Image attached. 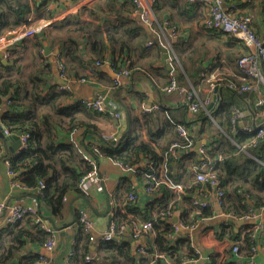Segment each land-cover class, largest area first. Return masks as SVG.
<instances>
[{"label": "trees", "instance_id": "16d2710c", "mask_svg": "<svg viewBox=\"0 0 264 264\" xmlns=\"http://www.w3.org/2000/svg\"><path fill=\"white\" fill-rule=\"evenodd\" d=\"M225 2L228 5L237 3L241 8L246 4L245 0H225ZM203 6L205 5L202 2L189 0H156L157 14L178 26L181 34L185 29H193L194 26L201 28L200 23L203 18L201 21L199 18ZM133 9V0H97L92 7H84L82 13L69 15L50 26L51 43L65 49V53L60 51L59 59L64 61L69 77H89L90 75L83 76L87 70L94 75L101 74L98 72L99 67L97 68L96 63L106 60V52L109 49L112 54V66L116 72L122 69L118 67V64L124 63L130 74L136 71L132 54L139 48L149 53L151 52L149 47H156L157 55L161 59L162 47L156 43L149 46L148 41L151 37L145 38L140 35L141 26L134 17H131ZM30 12L31 6L27 3L16 8L11 0H0V37L20 26H30ZM107 12H109L107 17H112L111 22L109 25H107L108 22H104L101 26L96 20L100 19L101 13ZM84 14L90 19H84L82 17ZM180 22L185 24L182 29ZM181 34L176 39L178 43L184 42ZM175 49L178 52V45ZM37 55V62L29 70L19 63L22 57L14 51L7 59L8 64L4 65L0 62V69L3 70L0 72V108L2 122L8 131L29 134L28 147L21 149L8 159L10 171L18 174L19 177V180L15 182L24 187L36 188L39 203L50 208L56 216L63 215L67 203L65 197L69 198L72 192H80L79 183L82 177L93 167L85 155L93 159L97 158L99 163L103 157H109L130 163L135 168L143 159H148L145 166L137 168L138 175L142 176L143 171H151L149 162L154 161L157 166L161 165L159 163L161 155L157 152V148L163 146L160 140L167 141V144L177 140L184 141L177 135L173 121L184 123L191 130L194 142L203 137L204 133H210L208 151L211 153L223 151V159L215 165V172L222 181L227 196L226 204L224 200L223 205L225 211H234L239 216L250 214V207L253 204L246 198L248 194L255 202V209L264 206V140L255 147L251 144L254 134L233 131V127L236 126L237 129L240 127L239 122L233 121L232 108L238 107V97L242 95L239 92L240 86L247 81L225 77L224 80L217 79L213 82L227 90V100H221L218 106H214L209 111L212 118L205 109L195 114L193 123L201 125L197 133L191 128L190 123H187L185 117L187 113L184 110L176 116L169 108L164 109L160 106V111L143 114L149 141L145 140L140 133L129 129L123 134L118 144L104 140L102 144H98L91 141L90 137L102 132L97 119L108 114L88 109L80 102L73 100L68 102L67 100L71 98L69 90L50 88L48 75H51L53 63L45 61L47 58L44 56L43 49H40ZM85 55L90 56L93 60L92 64ZM177 56L179 57L177 63L185 68L184 59L180 54ZM55 64L57 65V62ZM213 67L208 70V73L214 70ZM172 78L173 76L169 78L168 84ZM184 79L185 74L181 73V80L185 81ZM230 83H235L238 88L230 87ZM117 86L118 82H114L113 88L118 90ZM198 96L201 99L208 97V95L201 97L199 93ZM79 130L82 133L79 141H62L60 138L62 132L71 135ZM231 138L235 139L239 145L245 146L246 150L258 157L260 161L240 151V147L234 144ZM95 144L101 146V155L94 152ZM170 145L163 147V151L165 150L163 154L167 153ZM1 154L0 138V157ZM197 155L191 148L186 150L183 158H189L197 164L200 161ZM178 164L185 169V164L181 161L173 162L172 173L168 171L172 180L173 178L180 180L175 172V166ZM41 181L45 184L42 193L39 191ZM226 183L234 184V188L226 190ZM245 184H250L259 193H252L250 188L245 189L243 187ZM164 185L166 184H160L159 190H162L164 197L171 201L172 192ZM167 201L161 203V209L158 211L151 201L139 207L140 211L144 210L141 211L144 218L155 220L151 232L155 233L154 248L149 247L146 253H138L131 242L124 240L123 237H116L109 241H104L100 236L91 239V236L84 233L79 225L73 253L67 259L68 264H182L196 257L189 239L182 237H177L174 241L169 239L172 231L168 219L172 212ZM40 212L39 210L36 214H28L13 226L0 228V264H36L38 262L42 252H25L21 254L17 263H12V258L19 254L28 242L44 245L47 241L49 231L42 226ZM213 212L206 209L203 214L209 216ZM119 219L129 218L120 217ZM183 221L187 225L192 224L185 219ZM244 229L247 232L245 236L247 246H245V252H242L247 254L248 259L252 253V245H258V243L253 232L254 227L247 224ZM92 246H95V249H92ZM156 252L165 253L169 260L155 258L152 263ZM87 256H91L92 260L88 261Z\"/></svg>", "mask_w": 264, "mask_h": 264}, {"label": "crops", "instance_id": "0c3cea01", "mask_svg": "<svg viewBox=\"0 0 264 264\" xmlns=\"http://www.w3.org/2000/svg\"><path fill=\"white\" fill-rule=\"evenodd\" d=\"M95 1L97 0H11V3L16 8L25 3L31 6V12L29 14L31 19L30 26L37 27L44 25L46 27L44 30H39L35 36L27 37L12 46L11 53L14 51L15 54L22 57V59L19 60V63L29 70L34 67V63L37 62V54L40 52V49H44V56L47 58L46 61L53 63L51 75H48L50 88H59L62 85L60 83L62 78L59 76L58 66L55 62L60 51L65 53V49L51 43L50 26L63 20L69 15L82 13L84 7H92ZM245 1L246 4L242 9L251 12V15L253 16V25L256 31L258 33L264 32V0ZM108 14L109 12L104 14L101 13V17L99 16L100 19L96 20V22L101 26H103L104 22H108L107 25H109L112 17H107ZM82 17L84 19H90L86 14L82 15ZM131 17H134L141 26V28H139V33L142 37L154 38V35L149 31L147 26L139 21V19L132 13ZM107 19L109 20L107 21ZM181 37L184 39L183 43H178V40H174L173 44L174 48L178 45L179 49L176 54H180L184 59L186 64L185 68L181 64L177 63V61L170 63L171 59L166 63L162 49V57L160 59L157 55L158 50L156 47H149L151 48V52L149 53L139 48L132 54L133 62L136 65V71L131 72L130 76H121L118 79V90H116V88H113V83L117 80L115 76L116 71L112 66V54L109 49L106 52V60L110 59L111 63L104 64L99 68L97 67L98 72H101V74L96 73V75H94V73L87 70L84 73L85 75H83H90L89 77H86V82H80L78 80L71 83L69 82L71 98L67 101L72 102L73 100L74 102H77L83 98H92L97 95H107L108 97H111L109 106L116 103L117 108L122 115L124 111L126 112L129 123L127 130L132 129L133 132L140 133L147 141H149V138L144 125L143 114L145 112L160 111V109L144 111V106L160 105L164 109L169 108L176 116L180 115L184 110L187 113L185 116L187 123H190L191 128L196 130V133L199 132L201 125L195 122L193 123L196 115L190 114L187 110V93L181 91L167 93L165 91V87L168 85L167 81L171 76L176 78L175 76L179 74V80H177L179 83H182V86L185 88L190 87L191 89H195L201 97L209 95L211 87L214 84L213 82L217 79L224 80L225 77H233L237 81L241 80V71L237 65V59L247 50V47L242 43H238L225 37L222 33H218L216 31L206 32L198 26H194L193 29L189 28V30L185 29L182 32ZM46 47L50 48L49 54L46 53ZM85 57L90 63V56L85 55ZM118 67L123 69L126 68L127 65L126 63L123 65L118 64ZM212 67L214 70L211 73H208V70ZM0 72H3V70L0 69ZM181 73L185 74V81L181 80ZM219 93L222 100H227L226 96H228V93L226 89L221 87ZM238 100L239 102L237 103V106L245 111V118L243 121H239L240 126L242 124L256 126L264 121V116L262 115L264 105L260 103L264 100V85H260L249 91V95L247 97L241 95L238 97ZM207 114L209 115V113ZM129 116L131 118L130 120ZM0 122L6 131L7 128L2 122L1 114ZM97 123L102 132L99 135H92L90 139L92 138L91 141L98 144H102V135L105 133L113 132L119 135L123 128V119L117 122L109 115L99 117L97 119ZM175 130L177 135H179L177 129ZM125 132H123V134ZM15 133L16 132L7 133V135L11 136ZM21 133L22 132L16 133L19 139L15 138L11 139V141H6L1 138L2 154L0 157V198L7 203H24L36 206L37 209L41 211V223L45 225L44 228L48 231L53 230L56 233L58 242L54 250L49 252L45 251L44 246L42 244L40 245L38 242H28L27 245L23 247V250L12 258V263H17L21 254H24L25 252H44L45 255L51 259V264H67L68 256L72 252L75 237L79 230V223L77 220L79 208L84 207L94 214V218L97 221V233H101L103 231L101 229L107 224V222L98 219L95 211H93L95 208L100 212H104L107 208L106 194L102 183L105 184L106 189L110 194L112 210L116 209L115 207L118 203H123L125 201L130 191L137 193L139 197L137 202L138 205L136 203L137 206L134 204L131 208H120L117 210V213H121L122 218H130L134 214L141 219H146L144 218V215L141 214V211L144 210L142 209L140 211L139 207H141L144 203L151 201L155 204L158 211L161 209V203L168 200L164 197L162 190H158L157 193H149L146 191V177L138 175V173L123 172L117 167L112 158L103 157L100 160V175L102 179L93 178L87 182V185L91 187V196L83 198L80 197L82 196L80 193H70L69 199L63 210V215L56 216L50 208L39 203L36 188H29L24 187L21 184H14L15 180H19V177L18 174H14L9 171L7 161L11 156L21 150ZM81 134L80 130L79 132L75 131L74 133H71V135L62 132L60 134V138L62 141H79L80 137H82ZM210 137V133H204L203 137L196 140L195 145L193 146V150L196 155H199L198 149L200 147L196 148L198 141L207 148L209 140L211 139ZM159 142L163 145L161 148H157V152L161 155V161L159 160V163H161L165 169L171 172V164L176 161H181L185 164V169H183V166L180 164L175 166V172L180 177V180L173 178V181L181 184L182 187L178 190H174L166 185H164V187L172 192V196L170 198L172 200L167 201L168 207L172 212L171 217L168 219L169 226L185 219L188 222H192V224L188 225L195 227V230L192 232L193 242L200 248L203 258L198 263L192 262V264H238L247 261V254L243 253L245 252V246H247L245 243V236L247 232L244 227L247 224L252 225L253 227L259 226V228H257L258 235L256 241L259 246L264 244V210L261 211L263 206L255 209V202L250 198V194H248L246 195V198L251 204H253L250 207L249 213H257L256 217L241 219L243 216H240V218H233L227 214H221V212H228L223 209V206L219 207L216 204V201L214 200L215 191L196 181L194 171L196 162L189 158H183V154L179 156L163 154L165 151H163V147H168L172 142L170 144H167V141L163 140H160ZM233 143L235 144L234 141ZM19 144L20 146H18ZM240 151H244L253 159L256 157H254V155L246 149L240 148ZM211 155L214 156L215 165L223 159V151H214ZM147 162L148 159H143L140 162L141 164H138L136 168L145 166ZM243 187L245 189L250 188L252 193H259V191L250 184H245ZM233 188L234 184L226 183V190ZM186 196L188 197L186 198ZM192 197H198L202 200H211L212 205L206 209L213 210V214L209 216L204 215L203 213L206 209L194 206L191 201ZM172 201H174V203H171ZM226 201L227 200L225 198V204ZM72 202L74 211L70 208V204ZM46 217L53 218L57 223H67L70 219L76 218V222L64 229V231H66V235L64 236L63 243L59 248L58 243H60V230H56L51 221ZM241 221H244V223L241 224ZM2 225L3 222L0 221V228ZM187 231V229H184L178 235H171L169 239L171 241H174L177 237L189 239ZM126 237L128 238L127 240L125 239ZM154 238L155 233L153 232L151 233L150 238L142 239L140 242L145 240L147 244L154 245ZM123 239L131 242L134 247L135 242L131 237L124 236ZM137 243H139V241ZM235 243H239L241 246L240 255H236L235 252H233L232 248ZM92 249H95V246H92ZM255 259L257 264H264V251L261 250L258 252Z\"/></svg>", "mask_w": 264, "mask_h": 264}, {"label": "built area", "instance_id": "2783aa9c", "mask_svg": "<svg viewBox=\"0 0 264 264\" xmlns=\"http://www.w3.org/2000/svg\"><path fill=\"white\" fill-rule=\"evenodd\" d=\"M191 2H202L207 6V14L206 17L201 22V29L203 31H216L218 33H222L225 37L232 39L238 43H242L247 47V50L238 57L237 65L241 71L240 79L243 81H247V83H243L240 86L239 92H249L254 88L264 85V32L258 33L253 26V16L251 12L242 9L239 4L234 3L228 5L225 0H189ZM134 9L132 14L139 19L149 31L154 35L148 41V45L151 46L153 44H158L161 47H166L170 53L171 62L178 61V56L176 54L173 41L176 40L181 31L178 26L172 24V22L167 19L159 16L156 11V0H133ZM226 4V9L224 5ZM45 27L44 25L40 26H27L23 25L18 28H15L5 35L0 37V53L3 52L4 59H8L11 56V47L16 45L19 41L26 39L27 37H33L39 30ZM44 53V49H43ZM59 53L57 55V66L59 76L67 81V84L61 85V90H69V82L80 81L86 82V78H71L68 76L67 67L62 59H59ZM46 61V60H45ZM0 62L2 59L0 58ZM128 63L130 61H127ZM111 63V60H105L103 62H97V67H102L104 64ZM130 72L127 68L119 69L115 76L117 78L116 82L121 76H128ZM252 81V82H251ZM178 80L176 78H172L170 83L165 87V91L167 93H172L176 91L186 92L187 93V107L190 114H197L202 109H205L209 116L212 118L211 113L207 109L208 106L212 103V97L210 96L213 93L215 86L218 84H213L211 87V91L207 98L201 99L198 96V92L195 89L185 88L184 86L178 85ZM230 87L238 88L235 83H230ZM218 98L216 100V105L221 101L220 94L217 93ZM83 106L93 111L99 113H107L109 116L113 117L117 122L121 121L122 113L117 108L116 103L111 104V106L105 104V96L97 95L92 98H83L80 101ZM264 105V100L260 102ZM160 105H152V106H144V111H152L154 109H159ZM0 108V114H1ZM233 121L239 122L243 121L245 118V111L238 108H232ZM262 115L264 116V110L262 111ZM176 126V129L179 133V136L184 140L182 141H173L167 151V155L179 156L184 155L186 150L193 148L194 139L191 136V130L181 122L173 121ZM239 129L233 127V131L245 134H254L251 144L255 147L259 145L261 141L264 140V121L259 125H241L239 124ZM6 133H12L6 130ZM74 133V132H73ZM28 133H21L20 149H24L28 147ZM232 139V138H231ZM113 140L118 141V135L116 133H105L102 135V142ZM235 144L242 148L246 149L245 146L239 145L235 139H232ZM93 150L98 155H101V146L95 144L93 146ZM200 161L194 167L196 180L203 184L209 186L212 190L215 191L214 200L216 204L220 207L224 205V200L226 198V193L223 188V183L217 176L215 172V159L214 156L211 155L205 148V145H201L198 149ZM85 157L90 160L93 165L92 169L88 171L81 179L79 183L80 194L84 197H90L91 195V187L87 185V182L93 178H101L100 175V163L98 159L90 158L88 155ZM255 157V156H254ZM256 160L260 161L257 157ZM114 163L120 168L123 172L126 173H138L139 170L135 168L130 163H125L119 160H113ZM8 162V161H7ZM9 165V162H8ZM149 166L151 171H143L142 176L146 177L147 184L145 189L149 193H153L159 190L160 184L165 183L168 187L173 188L174 190H178L182 187L181 184L173 182L171 177L168 174V170L165 169L162 165L157 166L154 161L149 162ZM10 171V168H9ZM11 172V171H10ZM13 173V172H11ZM15 185H19L20 183L14 182ZM45 187L44 182L39 183V191L42 193V189ZM69 198L65 197V200L68 201ZM138 195L135 192H129L127 198L123 203H118L116 205V209L111 211V222L108 228L101 233L96 232L95 226V218L92 212L84 207L79 208L77 220L79 225L82 227L84 233L89 234L91 239H95L96 236H100L104 241L112 240L113 238H121L124 236H129L135 242V249L138 253H146L149 247L154 248V245L147 244L144 240L140 242L142 239L150 238L153 223L155 220L153 219H141L136 215H132L129 219L120 220L121 213H117V210L120 208L127 209L129 206H134L138 202ZM192 204L196 207L200 208H208L211 206V200H202L198 197L191 198ZM171 203H174L172 201ZM264 210V206L261 208V211ZM39 209H37L34 205L24 204V203H7L0 198V221L3 222L2 226H13L20 222L25 216L28 214H36ZM94 211V209H93ZM115 211V212H114ZM221 214H227L233 218H240V216L234 212L230 211L228 213L221 212ZM257 213H251L249 215H245L241 217V219H248L250 217H256ZM171 217V214L169 218ZM42 218H40L41 220ZM43 225V224H42ZM45 227V225H43ZM257 228L259 226L254 227V235L257 238ZM172 231V235H178L184 229L188 231V237L191 242V246L197 255L192 259H188L184 261L182 264L195 262L198 263L203 258L200 248L193 242L192 232L195 230L194 226H190L184 223V221H179L170 226ZM175 238V237H174ZM139 241V243H137ZM57 236L53 230H49V236L47 241L44 243V250L49 252L53 251L57 245ZM233 252L236 255H240L241 249L238 243L233 245ZM264 251V244L255 245L253 244L251 247V255L249 256L247 261L238 263V264H257L255 256L258 252ZM73 251L71 252V254ZM155 258H164L169 260L167 255L163 252H156L152 263ZM88 261L92 260L91 256H87ZM36 264H51V259L42 252L40 259ZM68 264V262H67Z\"/></svg>", "mask_w": 264, "mask_h": 264}, {"label": "water", "instance_id": "95a60500", "mask_svg": "<svg viewBox=\"0 0 264 264\" xmlns=\"http://www.w3.org/2000/svg\"><path fill=\"white\" fill-rule=\"evenodd\" d=\"M224 8L225 9L227 8L226 7V4L224 5ZM162 50L164 52L165 62L167 63V61L170 60L169 51H168V49L166 47H163ZM46 53H48V54L50 53V48L49 47H46ZM0 58L2 59V63L3 64H7L8 63V60L7 59H4L3 52L0 53ZM90 63H93V61L90 60ZM175 77H176V79L179 80V74H177V76H175ZM60 83L62 85H65V84H67V81L61 79ZM178 83H179V81H178ZM178 85L181 86L182 83H179ZM220 88L221 87L219 85L218 86H215L213 93L210 94V96L212 97V103L207 108L209 111L212 110L214 108V106L216 105V100L218 98L217 93H219ZM242 95L244 97H247L249 95V92H247V91L246 92H243ZM104 96H105V104L106 105H109V103L111 101V97H108L107 95H104ZM220 97H221V95H220ZM122 119H123V128H122V131L118 135V141L113 140L111 142L112 144H118V143H120V139L123 137V132H125L127 130L128 126H129L127 114H126L125 111H124V113L122 115ZM242 125H244V124H242ZM0 138L5 139L6 141L7 140L8 141L9 140L11 141V139H15V138L19 139V137H18V135L16 133L15 134H12L11 136L10 135H7V133H6L5 129L3 128L1 122H0ZM201 145H202V143L198 141V143L196 144V148H199ZM18 146H20V144ZM102 185H103V188H104V191H105V194H106V205H107V208H106V210L104 212H100V211L96 210L95 208H94V211H95V214L98 216V219L107 222L106 226L101 229V230L105 231L108 228V226H109V224L111 222L112 205H111L110 194H109L108 190L106 189L105 184L102 183ZM80 197L85 198L83 195L80 196ZM73 202L70 204V208H71L72 211H74ZM46 218L51 221L52 225L56 228V230H60L59 231L60 243H58V248H59L60 245L63 243L64 236L66 235V231H64V229L65 228H68L70 225H72L74 222H76V218L70 219L67 223H57L51 217H46ZM240 223L243 224L244 221H241ZM99 224H100V222H99ZM95 226H97V221L96 220H95ZM125 239L127 240L128 238L126 237ZM187 264H191V263H187Z\"/></svg>", "mask_w": 264, "mask_h": 264}, {"label": "rangeland", "instance_id": "374dc122", "mask_svg": "<svg viewBox=\"0 0 264 264\" xmlns=\"http://www.w3.org/2000/svg\"><path fill=\"white\" fill-rule=\"evenodd\" d=\"M206 14H207V7L206 6H203L202 8H201V11H200V21H201V19L203 18H205L206 17ZM203 19H202V21H203ZM201 21V22H202ZM201 24V23H200ZM185 24H183V23H181L180 22V26H181V29H182V27L184 26ZM188 88H190V87H188Z\"/></svg>", "mask_w": 264, "mask_h": 264}, {"label": "clouds", "instance_id": "9594fccd", "mask_svg": "<svg viewBox=\"0 0 264 264\" xmlns=\"http://www.w3.org/2000/svg\"><path fill=\"white\" fill-rule=\"evenodd\" d=\"M170 54V53H169ZM170 63H171V60H170ZM182 86V85H181ZM59 89H60V87H59ZM222 100V99H221Z\"/></svg>", "mask_w": 264, "mask_h": 264}]
</instances>
